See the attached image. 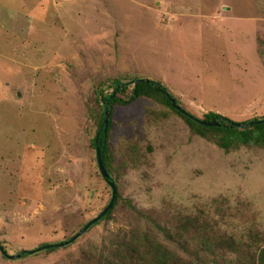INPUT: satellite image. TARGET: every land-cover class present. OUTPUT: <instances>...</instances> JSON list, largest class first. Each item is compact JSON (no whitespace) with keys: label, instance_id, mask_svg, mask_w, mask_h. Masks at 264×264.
<instances>
[{"label":"rangeland","instance_id":"374dc122","mask_svg":"<svg viewBox=\"0 0 264 264\" xmlns=\"http://www.w3.org/2000/svg\"><path fill=\"white\" fill-rule=\"evenodd\" d=\"M135 79L200 120L263 119L264 0H0V264H261L264 146L225 149L154 97L113 108L112 214L18 257L109 206L92 143ZM203 240L225 249L198 257Z\"/></svg>","mask_w":264,"mask_h":264},{"label":"trees","instance_id":"16d2710c","mask_svg":"<svg viewBox=\"0 0 264 264\" xmlns=\"http://www.w3.org/2000/svg\"><path fill=\"white\" fill-rule=\"evenodd\" d=\"M114 92L109 96H104L102 98V102L104 105L105 113L108 109L110 112V120L109 123H105L106 115L101 120L99 129L97 134L93 140V147L102 152L103 161L106 169L108 170V155H109V140L110 134L112 131V116H113V108L116 104L127 107L130 106L140 99L146 98H157L162 99L165 104L170 107L174 112L180 115L183 119H185L191 126L200 129V133L202 130L205 131H216L219 133H223L224 137L222 138L221 145L227 149L233 143L235 144H244L251 146H264V118L251 120L243 123L234 122L229 118L223 117L218 114H209L205 118V122H219V126L216 128H208L202 125V121L196 116L192 115L188 111H186L180 104L179 100L175 98V96L171 93V91L161 82L152 81L148 79H135L129 83H124L121 81H114ZM131 88V95L127 100H122L118 97L120 93H126L128 89ZM109 181L115 183V180L112 178L110 171ZM107 181V180H106ZM108 182V181H107ZM116 184V183H115ZM117 186V184H116ZM113 197V195H112ZM112 200V199H111ZM119 200V190L117 186V198L114 204V207L110 210L108 215L102 218L101 221L108 218L112 212L114 211ZM98 224V223H97ZM96 225V224H95ZM95 225L91 226L89 229L93 228ZM76 240L73 238L69 239L66 242L52 245H43L37 250L34 251H24L19 253V258H29L33 255H37L40 252H56L61 248H67L75 243ZM225 243H221L217 248L213 247V245L208 240H203L200 244V249L197 253L198 257H201V253L205 252L210 254L211 256L216 257V250L225 249ZM0 247L4 248V252H2L5 256H7V252L3 244L0 243ZM215 249V250H214ZM158 264H167L166 260L162 258H158ZM205 262V261H204ZM261 264H264V251L262 252V257L260 260ZM199 263L202 264L201 258H199Z\"/></svg>","mask_w":264,"mask_h":264},{"label":"water","instance_id":"95a60500","mask_svg":"<svg viewBox=\"0 0 264 264\" xmlns=\"http://www.w3.org/2000/svg\"><path fill=\"white\" fill-rule=\"evenodd\" d=\"M106 119H105V123L108 124L109 120H110V112L107 109L106 110ZM202 121V125L208 128H216L219 126V122H205L204 120ZM97 161H98V165H99V169L101 171V174L103 176V178L105 180L108 181V184L110 185L112 191H113V197L112 200L109 204V206L102 212V214H100L99 217H97L96 219H94L93 221H91L90 223H88L73 239L77 240L80 237H82L84 234H86V232L89 230V228L95 224H97L98 222H100L102 220V218L106 217L108 215V213L110 212V210L114 207L116 198H117V186L115 183H112L109 181L110 178V174L108 172V170L105 167L104 161H103V157H102V152L100 149L97 150ZM0 251L4 252V248L0 247Z\"/></svg>","mask_w":264,"mask_h":264}]
</instances>
